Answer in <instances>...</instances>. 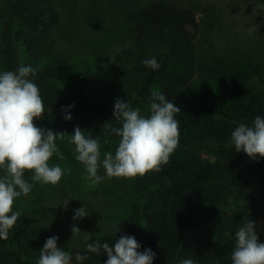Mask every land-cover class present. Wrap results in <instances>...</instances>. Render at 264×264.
<instances>
[{
    "label": "trees",
    "instance_id": "1",
    "mask_svg": "<svg viewBox=\"0 0 264 264\" xmlns=\"http://www.w3.org/2000/svg\"><path fill=\"white\" fill-rule=\"evenodd\" d=\"M140 7L133 18L134 44L121 48L111 60L113 77L124 91L119 99L147 115L151 90L163 91L180 109L175 116L179 144L159 171L136 176L128 212L114 225L120 228L116 236L113 238V226L89 242L98 239L114 245L122 235H131L141 245L139 252L151 249L156 253L153 264H178L184 258L197 264H231L234 234L249 219L222 208L224 201L253 184L264 214V157L250 158L228 143L242 120L250 124L257 115L264 116L262 65L232 68L217 78L213 89L197 88L193 86L196 10L167 0ZM58 21L59 12L51 0H7L0 5V70H15L20 64L38 69L30 78L39 87L45 112L33 122L64 133L56 142L68 145L69 154H74L68 137L77 126L100 142L106 138L103 126L113 118L116 99H89L88 88L96 79L90 70L73 79L66 77L68 85L58 86L66 73L61 77L56 66L42 63L49 49L46 38ZM153 56L161 64L159 71L141 63ZM69 105L74 106L67 108ZM65 110L72 116L70 121L64 119ZM111 123L119 126L114 119ZM209 144L217 148L207 153L204 147ZM30 178L26 172L25 179ZM20 213L8 238L0 239V264H36L39 258V238L47 236L46 227ZM258 237L264 242L262 235ZM85 246L86 242L73 252V264L76 253L83 254ZM88 256L84 264H105L107 260L106 254Z\"/></svg>",
    "mask_w": 264,
    "mask_h": 264
},
{
    "label": "rangeland",
    "instance_id": "2",
    "mask_svg": "<svg viewBox=\"0 0 264 264\" xmlns=\"http://www.w3.org/2000/svg\"><path fill=\"white\" fill-rule=\"evenodd\" d=\"M51 1L59 12V21L46 38L49 49L42 63L56 66L61 77L66 73L59 78L58 86L62 89L68 85L66 77L73 79L90 70L96 79L88 88L89 99L102 102L120 98L124 91L113 77L111 60L121 48L134 44V15L140 6L154 0ZM167 1L190 6L197 12V70L193 86L213 89L223 72L247 68L252 63L262 65L261 77L264 78V0ZM6 2L0 0V5ZM18 52L23 55L20 47ZM104 140L100 142L101 159L104 152H114L118 144L112 140L105 144ZM56 144L64 159L53 156L49 164H59L65 175L55 186L35 183L28 196L14 201V208L29 214L36 225L46 227L47 236L39 238L38 247L42 248L47 238L57 236L58 247L73 256V252L87 242L88 236L93 239L108 233L124 218L132 202L137 177L105 179L94 185L86 178L74 154H69L70 147ZM216 148L215 144H209L204 150L209 153ZM103 173L101 168L100 174ZM28 181L31 182V178ZM65 198L72 199L67 208L62 205ZM84 205L89 215L73 220L75 210ZM222 208L254 221L257 234L264 237V214L258 207L253 184H248L241 194L227 198ZM73 226L81 231L74 236Z\"/></svg>",
    "mask_w": 264,
    "mask_h": 264
},
{
    "label": "clouds",
    "instance_id": "3",
    "mask_svg": "<svg viewBox=\"0 0 264 264\" xmlns=\"http://www.w3.org/2000/svg\"><path fill=\"white\" fill-rule=\"evenodd\" d=\"M141 63L154 72L161 67L155 56ZM37 71L36 67L24 64L15 70H0V239L8 238L21 216L13 207L16 199L28 196L35 183L55 186L65 175L59 164H49L53 156L64 159L56 140L63 139L65 134L45 130L33 122L45 112L39 87L30 78ZM178 112L180 109L160 89L151 90L147 115H142L127 100L116 98L113 118L103 126L105 144L110 143V136L119 138L114 152H104L101 159L99 137L93 138L90 132L86 135L79 126L68 142L73 145L75 160L82 164L86 178L94 185L105 179L143 176L149 171H159L178 147L179 121L175 118ZM64 119H72L67 110ZM113 119L119 126L111 123ZM228 143L250 158L264 157V116L257 115L250 124L242 120L231 132ZM26 172L31 174V182L25 179ZM70 200L65 198L62 205L67 208ZM88 215L84 205L75 210L73 220ZM71 231L73 236L81 232L76 226ZM119 231V226H114L113 238ZM58 239L57 236L46 239L36 264H73L72 254L58 247ZM90 239L91 236L86 238L85 252L76 253L75 264H84L89 259L88 253L106 254L105 264H153L156 257L151 249L139 252L141 245L131 235H122L114 245L98 239L90 243ZM230 258L231 264H264V242L259 240L254 221L246 220L235 232ZM178 264L197 262L184 258Z\"/></svg>",
    "mask_w": 264,
    "mask_h": 264
}]
</instances>
